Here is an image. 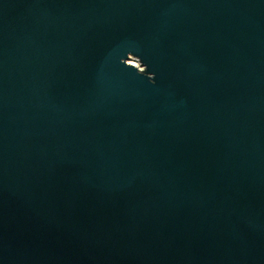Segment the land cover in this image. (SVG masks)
I'll list each match as a JSON object with an SVG mask.
<instances>
[{
	"label": "water",
	"instance_id": "water-1",
	"mask_svg": "<svg viewBox=\"0 0 264 264\" xmlns=\"http://www.w3.org/2000/svg\"><path fill=\"white\" fill-rule=\"evenodd\" d=\"M0 264H264V0H0Z\"/></svg>",
	"mask_w": 264,
	"mask_h": 264
},
{
	"label": "rangeland",
	"instance_id": "rangeland-1",
	"mask_svg": "<svg viewBox=\"0 0 264 264\" xmlns=\"http://www.w3.org/2000/svg\"><path fill=\"white\" fill-rule=\"evenodd\" d=\"M129 62H132L134 64H138V62L135 59H133V58H131V61H129Z\"/></svg>",
	"mask_w": 264,
	"mask_h": 264
},
{
	"label": "bare ground",
	"instance_id": "bare-ground-1",
	"mask_svg": "<svg viewBox=\"0 0 264 264\" xmlns=\"http://www.w3.org/2000/svg\"><path fill=\"white\" fill-rule=\"evenodd\" d=\"M134 59V58H133ZM136 60V59H135ZM131 61V57L129 58L128 62ZM132 63V62H131Z\"/></svg>",
	"mask_w": 264,
	"mask_h": 264
}]
</instances>
